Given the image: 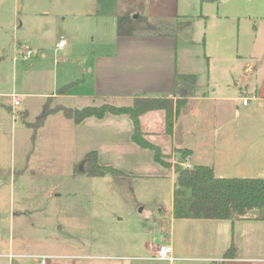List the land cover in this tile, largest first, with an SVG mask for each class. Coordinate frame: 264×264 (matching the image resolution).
<instances>
[{"label": "rangeland", "instance_id": "374dc122", "mask_svg": "<svg viewBox=\"0 0 264 264\" xmlns=\"http://www.w3.org/2000/svg\"><path fill=\"white\" fill-rule=\"evenodd\" d=\"M118 1L0 0V264H37L40 259L34 257L40 255H46V262L51 264L167 263L142 262L135 257L144 255L139 250L143 244L161 242L152 224L153 218L164 215L171 204V169L151 164L149 149L150 158L144 157L143 165L133 171L120 167L117 153L102 154L97 159L99 164H110L126 174L91 176L85 172L84 154L74 148L70 136H56L42 126L46 116L68 120L61 109L51 108L61 103L73 109L100 104L69 98L58 101L47 95L61 91L63 76L64 80L73 78L77 58L114 48L115 12L124 5V0L119 5ZM125 2V14L134 19L129 9L136 3ZM263 9L264 0H185V13L174 21L150 25L141 15L126 24L131 18L124 16L122 25L135 35L172 32L178 54L185 49L191 67L197 70L192 72L196 76L192 93L198 94L208 89L198 83L205 77L198 68L204 70L208 57L202 40L219 31V21H232L229 37L236 74L244 64L238 53L239 43L253 30L249 22L242 30L239 21L249 12ZM61 38L67 44L56 49L55 43ZM28 49L31 53L26 56ZM72 89L77 86H69L68 90ZM12 93L20 97L16 106H12ZM179 97L172 99L175 102ZM185 102L176 115L174 136L173 128L171 132L166 130L162 109H158L162 110L161 118L145 123L150 132H143L144 137L159 146L171 165H176L182 144L194 140L195 131L205 133L212 128L210 124L204 131V123L213 119L212 112L198 110L193 114L189 109L186 113ZM242 102L234 101L235 107ZM208 103L206 108H211L213 104ZM200 117H204L203 123ZM187 126L194 131H186ZM119 144L127 147V143ZM235 170L228 166L215 173L241 176Z\"/></svg>", "mask_w": 264, "mask_h": 264}, {"label": "crops", "instance_id": "0c3cea01", "mask_svg": "<svg viewBox=\"0 0 264 264\" xmlns=\"http://www.w3.org/2000/svg\"><path fill=\"white\" fill-rule=\"evenodd\" d=\"M121 1H118V5ZM125 1L123 9L120 7V12H115L116 29L120 16L130 17L125 14L127 9L124 7L128 6ZM134 3L135 8L129 9V13H134V19L144 16V22L150 25L174 21L180 13L186 11L185 0H134ZM257 11L249 12L239 21L242 30L247 22L253 28L249 36L242 38L243 44L239 43L238 53L244 59V64L240 66L242 70L234 74V50L231 51L233 42L229 37L232 21H219V31L210 37L206 35L205 40H202L204 53L208 51V57L204 70L198 68L199 73H205V77L198 80V83L208 86V89L198 94L191 93L185 98L186 113L191 109L193 114L200 110L204 114L210 111L214 115L211 121L204 123V131L210 124L212 128L205 133L201 129L195 131L191 144L183 143L182 147L190 150L188 160L192 159V162L189 161L191 164L211 165L215 175L217 169L234 166L237 175L264 177V9ZM218 18L221 19V15ZM56 43L55 48L60 49ZM112 44L114 48L109 52L77 58L73 65V78L64 80L66 76H63L60 82L67 88L48 94V98L117 105H130L135 97L141 95H166L175 99L177 95L174 96L173 92L176 88V75L197 71L191 67V59L187 57L185 49L183 54H178L177 39L172 32L120 36L116 30ZM69 86H77V89L69 91ZM241 99H246V104L236 103L235 107L234 101ZM208 102L213 104L211 108H206ZM51 108L54 110L55 107ZM162 110H147L139 116L142 132H150L145 128L147 119L152 120L157 116L161 118ZM67 118L51 119L46 116L42 123L43 129L56 133V136H70L74 148L81 150L84 156L90 151H96L97 159L102 154L108 156L117 153L121 157L120 167L127 171L141 167L144 157L150 158L148 152L151 151L148 148H142L132 141L134 125L127 114L107 112L103 117L88 116L78 123ZM176 121L175 117L173 136L177 128ZM200 121L203 123L204 117H200ZM186 131L192 132L194 129L187 126ZM120 141L127 143V147L123 149ZM152 153L151 164H159ZM169 168L174 175V183L173 164ZM120 171L126 174L122 169ZM172 201L173 197L164 215L153 218L152 228L155 235L159 234L160 244L170 247L174 259L155 257L159 244L152 243L139 247L145 253L135 259L167 262L163 264H264V219L231 221L175 218L172 214ZM230 247L231 254L225 257Z\"/></svg>", "mask_w": 264, "mask_h": 264}, {"label": "trees", "instance_id": "16d2710c", "mask_svg": "<svg viewBox=\"0 0 264 264\" xmlns=\"http://www.w3.org/2000/svg\"><path fill=\"white\" fill-rule=\"evenodd\" d=\"M216 1V0H212ZM124 16L118 18L117 34L131 35L128 28L123 27ZM128 21V20H127ZM126 24H128V22ZM176 88L173 95L181 96L173 101L170 96L135 97L130 105H114L102 103L99 105H86L81 108L57 106L54 110L61 109L65 116L72 118L76 123L88 116L103 117L105 113L127 114L134 125L131 139L142 148L153 152V158L164 167H170L168 156L163 155L159 146L144 137L140 128L139 116L152 109L165 111L166 130L172 131L175 117L181 104L189 96L196 84V76L192 73L177 74ZM66 88V86L62 87ZM176 165H173L175 179L173 183L172 214L175 218H207L229 219H264V177L216 176L211 165L192 164L191 167L183 165L190 154L189 149H179ZM83 162L85 172L91 176H102L106 173L122 174V171L108 165H101L97 161L96 151L88 152ZM231 254V247L225 252L227 257ZM212 264H221L213 262Z\"/></svg>", "mask_w": 264, "mask_h": 264}, {"label": "built area", "instance_id": "2783aa9c", "mask_svg": "<svg viewBox=\"0 0 264 264\" xmlns=\"http://www.w3.org/2000/svg\"><path fill=\"white\" fill-rule=\"evenodd\" d=\"M66 41L65 39L61 38L57 43H56V47L57 48H61L65 45ZM31 53V51L28 49L26 56H28ZM12 97V106H16L20 103V97L14 93L11 94ZM247 100L243 99V103L246 104ZM183 165L187 166V167H191V163L188 162V157L186 158L185 162L183 163ZM7 256L11 257L12 254H7ZM155 257L159 258V259H166V260H173V256L170 254V247H168L166 244H159L158 248H157V252ZM40 260L38 261L37 264H45L46 263V255H40L37 257Z\"/></svg>", "mask_w": 264, "mask_h": 264}]
</instances>
